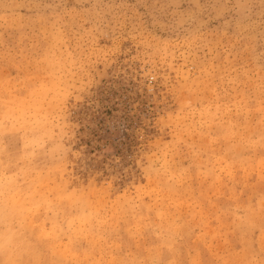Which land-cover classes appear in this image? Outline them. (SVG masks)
<instances>
[{"label": "rangeland", "instance_id": "1", "mask_svg": "<svg viewBox=\"0 0 264 264\" xmlns=\"http://www.w3.org/2000/svg\"><path fill=\"white\" fill-rule=\"evenodd\" d=\"M0 264H264V0H0Z\"/></svg>", "mask_w": 264, "mask_h": 264}]
</instances>
